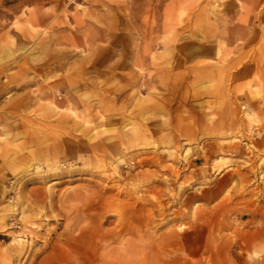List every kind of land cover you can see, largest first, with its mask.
<instances>
[{
	"label": "rangeland",
	"instance_id": "rangeland-1",
	"mask_svg": "<svg viewBox=\"0 0 264 264\" xmlns=\"http://www.w3.org/2000/svg\"><path fill=\"white\" fill-rule=\"evenodd\" d=\"M0 264H264V0H0Z\"/></svg>",
	"mask_w": 264,
	"mask_h": 264
}]
</instances>
